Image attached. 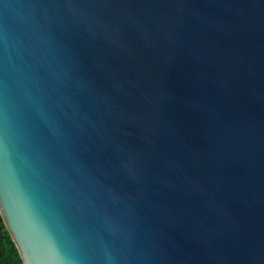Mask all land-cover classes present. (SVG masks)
Returning a JSON list of instances; mask_svg holds the SVG:
<instances>
[{"label":"water","instance_id":"95a60500","mask_svg":"<svg viewBox=\"0 0 264 264\" xmlns=\"http://www.w3.org/2000/svg\"><path fill=\"white\" fill-rule=\"evenodd\" d=\"M0 215L23 264H264V0H0Z\"/></svg>","mask_w":264,"mask_h":264},{"label":"trees","instance_id":"16d2710c","mask_svg":"<svg viewBox=\"0 0 264 264\" xmlns=\"http://www.w3.org/2000/svg\"><path fill=\"white\" fill-rule=\"evenodd\" d=\"M0 264H23L0 215Z\"/></svg>","mask_w":264,"mask_h":264}]
</instances>
